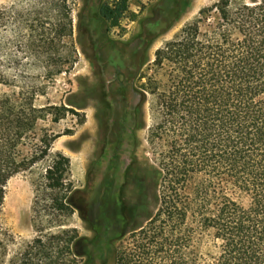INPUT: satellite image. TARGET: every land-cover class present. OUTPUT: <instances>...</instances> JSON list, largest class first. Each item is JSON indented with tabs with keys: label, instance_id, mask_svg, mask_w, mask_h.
<instances>
[{
	"label": "trees",
	"instance_id": "16d2710c",
	"mask_svg": "<svg viewBox=\"0 0 264 264\" xmlns=\"http://www.w3.org/2000/svg\"><path fill=\"white\" fill-rule=\"evenodd\" d=\"M126 1L86 6L96 21L115 24ZM179 3L164 0L159 11L177 15ZM10 13L0 8V32ZM140 39L145 57L149 42ZM128 54L120 60L127 108L135 90ZM152 67L156 78L138 77L145 82L134 111L145 126L152 98L153 161L143 171L141 202L144 208L151 189L157 207L131 232L129 248L113 250V264H264V0H218L201 9L154 52ZM0 86L8 89L0 92L1 212L9 180L44 160L58 138L40 122L50 112L52 124L74 112L36 106L40 88L13 91L1 63ZM69 165L56 155L44 176L49 189H65Z\"/></svg>",
	"mask_w": 264,
	"mask_h": 264
},
{
	"label": "rangeland",
	"instance_id": "374dc122",
	"mask_svg": "<svg viewBox=\"0 0 264 264\" xmlns=\"http://www.w3.org/2000/svg\"><path fill=\"white\" fill-rule=\"evenodd\" d=\"M117 1L102 0L111 8ZM162 1L127 0L115 24L96 21L95 15L90 19L86 0L0 4L11 12L0 32L1 69L10 88L17 93L40 88L36 106L74 112L57 124L47 113L40 126L58 136L48 156L7 183L0 212V264H113V250L129 248L131 232L155 212L151 189L144 208L141 202L143 171L153 161L147 135L155 115L150 97L145 126L134 111L135 91L145 82L138 77L156 78L154 52L201 9L218 2L180 0L178 14L173 9L168 15L159 11ZM141 37L149 42L145 57ZM128 44L132 49H126ZM129 52L135 90L127 108L120 60ZM7 90L0 86V92ZM57 154L70 165L65 189L53 191L44 176ZM15 186H21L25 200L12 206L8 199Z\"/></svg>",
	"mask_w": 264,
	"mask_h": 264
},
{
	"label": "bare ground",
	"instance_id": "6f19581e",
	"mask_svg": "<svg viewBox=\"0 0 264 264\" xmlns=\"http://www.w3.org/2000/svg\"><path fill=\"white\" fill-rule=\"evenodd\" d=\"M16 185V183H15ZM18 185V184H17ZM21 185V184H20ZM8 186V185H7ZM23 186V185H22ZM16 187V186H15ZM21 187V186H20ZM20 187H16L13 190V195L11 197H9L8 199V204H12V206H16L19 203L23 202L25 200V196L23 194V191ZM10 188V187H9ZM21 205V204H20ZM29 206V204H28ZM28 209V208H27ZM26 212V211H25ZM24 213V212H23Z\"/></svg>",
	"mask_w": 264,
	"mask_h": 264
},
{
	"label": "clouds",
	"instance_id": "9594fccd",
	"mask_svg": "<svg viewBox=\"0 0 264 264\" xmlns=\"http://www.w3.org/2000/svg\"><path fill=\"white\" fill-rule=\"evenodd\" d=\"M8 2H15V0H0V4L8 3Z\"/></svg>",
	"mask_w": 264,
	"mask_h": 264
}]
</instances>
